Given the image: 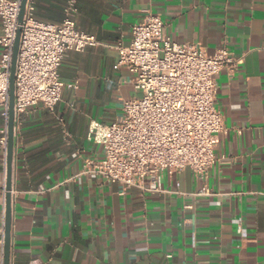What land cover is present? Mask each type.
I'll return each instance as SVG.
<instances>
[{
  "label": "crops",
  "instance_id": "0c3cea01",
  "mask_svg": "<svg viewBox=\"0 0 264 264\" xmlns=\"http://www.w3.org/2000/svg\"><path fill=\"white\" fill-rule=\"evenodd\" d=\"M67 0H34V18L59 24ZM75 26L98 45L67 52L65 89L53 111L28 108L15 123L10 264H264V0H76ZM148 13L164 32L242 64L216 75L225 130L204 179L159 175L153 191L125 189L90 172L102 157L92 120L113 121L138 95L114 69L118 44ZM1 57V51H0ZM63 120V123L60 122ZM4 122L0 111V140ZM0 144V233L5 207ZM206 187L208 194H196Z\"/></svg>",
  "mask_w": 264,
  "mask_h": 264
},
{
  "label": "built area",
  "instance_id": "2783aa9c",
  "mask_svg": "<svg viewBox=\"0 0 264 264\" xmlns=\"http://www.w3.org/2000/svg\"><path fill=\"white\" fill-rule=\"evenodd\" d=\"M21 0H0V111L4 122L1 146L6 155L9 118V79L13 46L20 30L14 78L15 123L28 108L42 105L53 111L65 89L59 68L67 52H83L98 45L95 37L75 26L76 0H67L59 24L34 18V0H27L18 23ZM159 15L148 13L130 30L127 45L118 44L114 69L132 75L136 97L123 101L109 123L92 120L88 139L101 146L102 157L90 163V172L125 189L153 191L159 175L189 169L204 179L216 163L214 142L224 132V118L215 107L216 80L221 72L234 74L242 58L227 49L208 56L194 44H180L164 32ZM63 123V120L60 119ZM208 194L204 186L196 195ZM5 207V186L1 190ZM13 198V191H12ZM4 225L0 233L3 264Z\"/></svg>",
  "mask_w": 264,
  "mask_h": 264
},
{
  "label": "water",
  "instance_id": "95a60500",
  "mask_svg": "<svg viewBox=\"0 0 264 264\" xmlns=\"http://www.w3.org/2000/svg\"><path fill=\"white\" fill-rule=\"evenodd\" d=\"M27 0H21L18 23L21 24ZM20 30H17L9 79V118L7 123V143L5 155V214H4V249L3 264H10L11 225H12V191H13V157L15 146V113H14V78L19 50Z\"/></svg>",
  "mask_w": 264,
  "mask_h": 264
}]
</instances>
